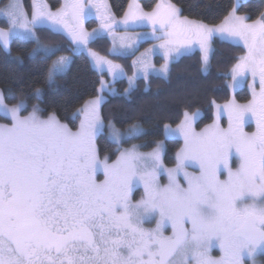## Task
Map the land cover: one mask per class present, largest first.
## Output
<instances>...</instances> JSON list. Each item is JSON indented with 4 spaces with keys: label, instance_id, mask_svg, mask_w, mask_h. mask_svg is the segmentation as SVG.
Instances as JSON below:
<instances>
[{
    "label": "snow or ice",
    "instance_id": "obj_1",
    "mask_svg": "<svg viewBox=\"0 0 264 264\" xmlns=\"http://www.w3.org/2000/svg\"><path fill=\"white\" fill-rule=\"evenodd\" d=\"M31 8L30 19L23 0H10L0 8V16L9 23L7 31L0 29V46L9 50L11 37L21 35L36 40L30 54L42 52L46 59L62 46L40 44L35 29L47 27L68 39L71 55L51 61L46 70L49 83L66 72L73 55L84 51L100 72L106 67L113 79L123 76L119 64L99 56L88 45L105 35L115 39L120 25L127 28L147 20L152 25L151 36L138 34L135 39L127 38V44L120 37V47L114 44L110 54L127 56L135 50L136 41L160 39L158 47L142 56L163 50L165 64L153 71L167 79L170 64L194 42L200 45L202 71L207 72L209 38L214 34L238 37L247 53L232 70L233 86L250 71L254 79L259 76L260 91L253 87L248 104L233 101L224 106L230 121L227 129L214 123L196 132L192 121L197 114L187 112L177 129L166 125V137L178 132L184 139L175 168H164L162 142L148 153L138 151L144 145L118 147L116 161L109 164L107 156L100 160L95 141L104 128L103 95L77 109L83 118L72 131L55 113L41 118L43 109L36 104L27 116H21V110L27 109L26 98L21 96L9 107L0 91V115L12 121L11 125L0 124V264H243L245 256L255 264L258 251H264V13L247 23L248 17L236 15L234 6L220 25L210 27L181 19V10L171 3H158L146 13L133 0L122 20L115 19L104 0H66L55 11L45 0H31ZM93 9L100 23L89 32L85 20ZM148 68L143 64L145 80ZM138 74L129 77L130 87ZM105 90L115 94L101 79L98 91ZM129 90L125 89V95ZM9 95H13L11 90ZM35 95L40 98L41 90L36 89ZM249 115L256 123L252 133L244 131ZM142 131L135 124L126 133L113 127L109 140L119 145ZM233 152L239 159L235 170L230 166ZM193 163L200 169L198 175L184 171ZM221 168L227 172L225 180L219 178ZM101 169L105 178L97 182ZM161 171L168 177L164 186L159 184ZM181 172L187 188L177 180ZM136 184L143 185L144 195L133 203ZM157 213L156 227L143 228V222ZM169 223L172 235L165 236L163 229ZM213 246L219 247L220 257L210 255Z\"/></svg>",
    "mask_w": 264,
    "mask_h": 264
},
{
    "label": "trees",
    "instance_id": "obj_2",
    "mask_svg": "<svg viewBox=\"0 0 264 264\" xmlns=\"http://www.w3.org/2000/svg\"><path fill=\"white\" fill-rule=\"evenodd\" d=\"M46 1L53 9L62 4V0ZM128 1L107 0L112 14L117 17L124 14ZM169 1L181 10L179 13L182 17L207 25H216L223 21L235 3L234 0ZM4 2L5 0L1 5ZM156 2L157 0H140L141 6L146 10L152 9ZM23 6L30 14L31 0H23ZM237 12L244 14L249 20H255L264 13V0H243L238 4ZM86 23L88 27L97 25L92 18ZM0 27L8 28L6 19H0ZM36 34L41 44H60L61 51L45 59L42 52L30 54L36 46L35 40L12 37L10 53H6L0 46V90L4 93L5 103L15 105L23 96L27 103V109L23 113L29 112L31 106L38 104L43 109L41 116L55 113L59 121L75 130L80 121L76 111L85 101L96 97L101 75L93 68L89 57L81 52L73 55L65 73L57 75L49 83L46 79L47 67L58 53L70 54L67 51L71 47L70 42L45 27L37 28ZM90 44L97 52L107 55L106 39L98 38ZM244 53V47L214 38L209 68L205 73L202 71L200 53L196 51L172 63L167 79L155 75L147 80L139 79L127 95H124L126 80H117L113 84L117 93L108 96L103 102L100 108L101 117L106 124L112 123L121 129L132 124L141 125L144 132L133 140L142 142L144 149H150L162 139L164 125L179 123L185 112L202 111L203 116L197 127L207 125L213 121L214 105L229 100V72ZM17 57L20 59H16ZM36 89L41 90L40 98L35 95ZM9 90L13 95H9ZM235 96L240 102L250 99L246 88L238 90ZM96 142L100 155L111 158L116 156V144L109 140L106 133H100ZM180 147L181 142L178 140L166 141L164 161L167 165L175 162V154ZM262 260L264 262V256Z\"/></svg>",
    "mask_w": 264,
    "mask_h": 264
},
{
    "label": "rangeland",
    "instance_id": "obj_3",
    "mask_svg": "<svg viewBox=\"0 0 264 264\" xmlns=\"http://www.w3.org/2000/svg\"><path fill=\"white\" fill-rule=\"evenodd\" d=\"M235 3H234V6H236V15L240 16V15H244V14H239L237 12V5L243 1V0H234ZM10 2V0H5V2L3 3V5L0 6V8H3L4 5L8 4ZM45 2L47 3V1L45 0ZM66 2V0H62V4H64ZM105 3H107L108 5V2L107 0H104ZM133 0H129L128 1V4H127V7H126V11H128V7H129V4L132 3ZM84 3H88V0H84ZM135 3L139 5L140 9L143 11V12H152L156 5L158 3H164V4H168V3H171L169 0H157L155 6L150 9V10H146L144 9L141 4H140V0H135ZM48 4V3H47ZM61 4V5H62ZM173 4V3H171ZM49 5V4H48ZM60 5V6H61ZM175 5V4H173ZM59 6V7H60ZM109 6V5H108ZM176 6V5H175ZM233 6V7H234ZM58 7V8H59ZM177 7V6H176ZM51 8V7H50ZM178 8V7H177ZM57 8L53 9L51 8L52 11H55ZM233 9V8H232ZM125 11V12H126ZM232 11V10H231ZM230 11V12H231ZM31 12H32V8H31ZM31 12L30 14H28V17L29 19L31 18ZM109 12L112 14L111 10H110V7H109ZM124 12V13H125ZM229 12V13H230ZM229 13L226 15V17L229 15ZM113 15V14H112ZM115 17V19L117 20H122L123 19V16H120V17H117L115 15H113ZM181 19L185 18V17H181V15H179ZM245 16V15H244ZM3 17V16H0V18ZM94 19L96 22H97V25L95 26H92V27H88L87 26V23L86 21L88 19ZM225 19V18H224ZM223 19V21H224ZM259 19V18H257ZM257 19L255 20H247L246 22L247 23H253L255 22ZM223 21H221L219 24H216V25H208L210 27H215V26H218L220 25ZM199 22V21H198ZM99 20L96 18V14H95V10L93 9L92 10V15L88 16L85 20V28L87 31H92L93 29L95 28H98L99 27ZM207 25V24H206ZM8 28H9V23H8ZM8 28L6 30H8ZM47 28V27H45ZM157 29L159 30V25H157ZM36 31V29H35ZM142 33H147L149 34V36H151L152 34V25L147 21L145 20L143 24L141 25H136V26H129L127 28H125L123 25H120L118 26L116 29H115V39L111 36H107L105 35L104 39L107 40L108 42V46H107V55H105L104 53H100V52H97L92 46H91V42L89 43L88 45V48L93 51V52H96L99 56H102L104 57L105 59L107 60H111L113 63L115 64H119L123 70H124V75L119 77V78H116V79H113V77L107 72V69L105 67V70L103 72H100L99 70H97L93 64V61H92V58L88 55V52L87 51H84L83 53H85L90 61H91V64L93 66V68L95 70H97L101 77H100V83H101V79H103L109 88L113 89L114 90V93L116 94L117 91L115 90V87H113V84L115 81L117 80H120V79H125L126 82H127V88L126 89H130L129 92L136 86V83L139 79H144V75H143V64H147L149 65V68H148V72H149V75H148V78L150 76H160V77H163L158 71H153V69H156V70H159L161 69V67L165 64V58H164V55H163V50H161L160 52L156 53V54H148L147 56H142V54H144L146 52V50L150 49V48H153L154 46H157L162 42V40L160 39H151V38H147V39H141V40H138L136 41V48L134 51H132L129 55L127 56H117L115 54H110L109 52V49L113 48V45L115 44V46L117 48L120 47L121 45V40H120V37H125L126 39L123 41V43L127 44L129 41L127 38H133L135 39L137 37L138 34H142ZM160 34V33H158ZM162 35V34H161ZM225 37H227V33L224 34ZM12 38H22V39H25L23 36L21 35H17V36H14ZM214 38H218L219 40L221 41H226V42H229V43H234L236 45H240L242 47H244V43L242 40H240L238 37L237 38H231V37H227V38H224L222 37L220 34H214L213 36H211L208 40V48H209V64H210V59H211V54H212V40ZM30 40H33V39H30ZM36 41V40H35ZM70 42V41H69ZM41 44V43H40ZM43 45V44H42ZM71 46V44H70ZM245 48V47H244ZM198 51L200 53V56H201V60H202V65L204 63L202 57H203V52L201 51V48H200V45L199 43H193L190 47L186 48L185 50H183L181 52V54L176 57V60L177 59H180L181 57L183 56H186V55H191L193 52H196ZM247 53V49L245 48V53L244 55ZM60 55H70V54H57V57L60 56ZM243 56V55H242ZM57 57H55L54 59H56ZM133 61H137L136 65L133 66ZM174 61V62H175ZM172 62V63H174ZM239 62V60H238ZM237 62V63H238ZM172 63L170 64V67L172 65ZM235 63L234 66L231 68L230 72H229V80H228V88H229V91H230V98L228 101H226L225 103H221V104H215L214 105V118H213V121L207 125H204L202 127H197V123L200 121V119L202 118L203 116V112L202 111H199V110H196V111H193V112H187L189 115H192V114H197L195 119L192 121V127L193 129L196 131V132H201L203 131L205 128L213 125L214 123H218L219 126L221 128H224V129H227L229 127V114H228V111L225 110L224 106L227 105V104H230L232 103L233 101L236 103V104H240V105H243V104H248L252 99H253V87L255 88V91L257 93H259L260 91V82H259V76H256L255 79L253 78L252 76V73L250 71H246L245 72V75L243 78H241L240 82L238 84H236L235 86H233V68L235 67V65L237 64ZM209 68V66H208ZM134 72H138L139 74L136 76L135 80H134V84L133 86L130 87L129 85V77H132L133 76V73ZM205 73V71H203ZM145 80V79H144ZM251 86V87H250ZM100 87V86H99ZM242 88H246L250 94V99L246 102H240L237 100L235 94L238 90L242 89ZM99 89V88H98ZM1 91V90H0ZM125 91V90H124ZM128 92V93H129ZM127 93V94H128ZM97 95H103L104 96V101L107 99L108 96H112L114 95L112 92H109L107 90H105L104 92H99L97 93ZM96 95V96H97ZM125 95V93H124ZM95 98V97H94ZM90 100V99H89ZM88 101V100H87ZM103 101V102H104ZM86 102V101H85ZM84 102V103H85ZM102 102V104H103ZM6 104V103H5ZM101 104V105H102ZM38 105V104H36ZM84 105V104H83ZM82 105V106H83ZM9 107L13 106V105H8ZM79 107L78 109L82 108ZM217 106H219V116H218V108ZM101 108V107H100ZM32 111V106H31V109L29 112L27 113H23V110H21L20 112V115L21 116H27L30 112ZM76 114L79 115V118L80 120L83 118L82 117V114L77 112L76 111ZM40 115V113H39ZM49 115V114H48ZM47 115V116H48ZM100 115H101V112H100ZM41 116V115H40ZM47 116L43 117L41 116V118H47ZM102 118V117H101ZM103 120V119H102ZM184 120V117L182 118V120H180L179 123L175 124V125H172V124H165L164 125V135H163V138L160 139L159 141L157 142H162L163 144V149H162V152H161V161L163 163V166L164 168H175L177 166V152H179L183 146H184V139L182 137V135H180L178 132L176 133V135L174 136H167L166 137V134H165V126L167 125L170 129H177L178 126L182 123V121ZM61 122V121H60ZM12 121H11V118L10 116L5 118V116L3 115H0V124H7V125H11ZM62 123V122H61ZM65 124V123H63ZM111 124V127L109 126ZM79 125H80V121H79ZM134 125V124H132ZM132 125H129L127 126L126 128L124 129H121V128H118L116 127L115 125H113L112 123H105L104 122V128L102 130L101 133H106L108 138H109V135L112 131V128L114 127L116 130L120 131L121 133H126L127 130L132 126ZM135 125H138L143 131L141 133L144 132V129L141 125L139 124H135ZM79 128V126H78ZM77 128V129H78ZM77 129L73 130L71 129L72 131H76ZM244 131L247 132V133H252L254 131H256V123H255V120L251 118V116L249 115V118L246 119L245 121V124H244ZM141 133H138V134H135L131 139H124L121 141V143L119 145H117L116 143V149L119 147L120 150H124V149H129L131 148L133 145H143L142 142L140 141H137V140H133L135 139L137 136H139ZM100 134V133H99ZM98 134V135H99ZM97 135V137H98ZM96 137V139H97ZM169 139H175V140H178L181 142V147L180 149L176 152L175 154V162L173 164H170V165H167L164 161V156H165V151H166V141L169 140ZM130 140H133L131 142H129L128 144H124V142L126 141H130ZM96 142V141H95ZM112 142V141H111ZM157 142L155 143V145L153 147H151L150 149H144L143 147H140L138 149L139 152L141 153H148V152H151L154 148H156V144ZM96 146H97V142H96ZM98 155H99V158L101 161L104 160V158L107 156L108 157V163L111 164L113 163L114 161H116L117 157L119 156V151H117V154L114 158H111L109 157L108 155H100L99 154V151H98ZM230 166L233 170H235L238 166H239V159L235 156V153L233 152V155L230 157ZM184 171L190 173V174H193V175H198L199 174V167L198 165L196 164H189V165H186V167L184 168ZM221 175L219 176V178L221 180H225L227 179V172L221 168ZM104 174H103V170H98L97 173H96V180L97 182H101L104 180ZM177 180L178 182L180 183V185L183 187V188H187L188 187V184L187 182L185 181L184 179V176H183V173L181 172L180 174H178L177 176ZM168 183V177H167V174L163 171H161L160 173V177H159V184L161 186H164ZM144 195V188H143V185L142 184H136L133 188V192H132V201L133 203H135L136 201L140 200L142 198V196ZM250 202V201H248ZM157 220H159V214L157 213L153 218H151V220H146L145 222H143L142 224V227L145 228V229H152V228H155L156 227V223H157ZM190 225V224H189ZM191 227V225H190ZM210 255L212 257H220L221 255V252H220V249L219 247L217 246H213L212 249L210 250ZM264 256V251H258L257 255L255 256V264H264L263 260H262V257ZM243 264H253V260L248 258L247 256H245L243 258Z\"/></svg>",
    "mask_w": 264,
    "mask_h": 264
},
{
    "label": "flooded vegetation",
    "instance_id": "obj_4",
    "mask_svg": "<svg viewBox=\"0 0 264 264\" xmlns=\"http://www.w3.org/2000/svg\"><path fill=\"white\" fill-rule=\"evenodd\" d=\"M0 19H6V18L1 17ZM185 226H186L187 228H189V229L191 228L189 224H186ZM163 234H164L165 236H170V235H172V227H171V224H170V223L167 224V225L164 227V229H163Z\"/></svg>",
    "mask_w": 264,
    "mask_h": 264
},
{
    "label": "water",
    "instance_id": "obj_5",
    "mask_svg": "<svg viewBox=\"0 0 264 264\" xmlns=\"http://www.w3.org/2000/svg\"><path fill=\"white\" fill-rule=\"evenodd\" d=\"M2 1H3V0H0V5H1ZM0 29H3V28L0 27ZM4 30H5V29H4ZM5 31H7V30H5ZM10 44H11V39H10ZM1 47H2V46H1ZM2 49H3L6 53H10L11 47L9 46V50H5L3 47H2Z\"/></svg>",
    "mask_w": 264,
    "mask_h": 264
},
{
    "label": "crops",
    "instance_id": "obj_6",
    "mask_svg": "<svg viewBox=\"0 0 264 264\" xmlns=\"http://www.w3.org/2000/svg\"><path fill=\"white\" fill-rule=\"evenodd\" d=\"M179 15H180V13H179ZM182 17V16H181Z\"/></svg>",
    "mask_w": 264,
    "mask_h": 264
}]
</instances>
